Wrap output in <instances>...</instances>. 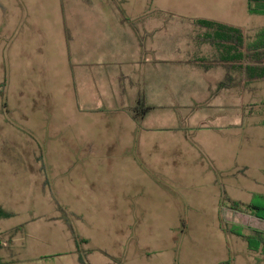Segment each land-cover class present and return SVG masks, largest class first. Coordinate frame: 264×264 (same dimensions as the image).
Masks as SVG:
<instances>
[{
  "label": "rangeland",
  "instance_id": "obj_1",
  "mask_svg": "<svg viewBox=\"0 0 264 264\" xmlns=\"http://www.w3.org/2000/svg\"><path fill=\"white\" fill-rule=\"evenodd\" d=\"M126 1L134 6L137 0ZM22 2L28 9L48 15L55 11L54 0ZM2 3L5 0H0V10L4 11L0 18V50H4L0 83L4 81L5 88L0 89V98L6 110L0 112V131L3 129L6 141L14 140V146L5 144V161L0 165L5 175L15 176V181L5 186L0 182V204L12 215L0 228L24 229L13 240L19 245L14 249L18 260L33 258L31 264H123L126 257L132 264H264L261 250H250L241 238L224 234L218 219L219 207H229L234 200L264 207V131L252 125L247 129L245 125L243 131L237 124L242 112L247 114L252 104L264 102L262 87L251 90L252 83L243 82L241 99L228 95L220 106L196 103L189 121L172 120V140L174 144L178 138L181 142L174 151L166 148L158 156L165 162H176L175 175L169 184L163 180L162 186H148L145 201H121L117 188L107 189L112 193L108 198L115 200L107 196L101 201L78 200L74 190L98 192L104 187L97 180L92 187V181L85 185L75 177L79 169L71 165L75 154L58 152L65 151L62 146L70 137L57 136L44 143V101L49 94L59 109L63 95L61 90L49 92L51 83L40 71L36 74L29 69L26 54L20 55L16 67L9 47L13 50L16 44L12 29L17 22L11 16L12 8ZM244 3L177 0L174 4L196 7L194 14L205 12L210 20L220 21V16L226 15L239 27L264 24V15L259 12L264 4H257L258 11L248 13ZM30 10L26 12L29 16L33 14ZM188 25L200 34L191 22ZM182 27L180 35H189ZM255 46L264 50V38ZM167 133L166 129L161 131L159 139L167 140ZM129 205L132 209L128 211ZM38 225L47 229H35ZM29 232L36 240L30 239ZM77 239L85 243L77 246ZM74 244L77 262L67 253Z\"/></svg>",
  "mask_w": 264,
  "mask_h": 264
},
{
  "label": "crops",
  "instance_id": "obj_2",
  "mask_svg": "<svg viewBox=\"0 0 264 264\" xmlns=\"http://www.w3.org/2000/svg\"><path fill=\"white\" fill-rule=\"evenodd\" d=\"M22 1L2 3L12 8L11 16L17 22L12 29L16 44L13 50L9 47L13 61L19 67L20 55L26 54L29 69L36 74L40 71L51 83L49 92L61 90L63 95L59 109L47 95L41 137L44 143L57 136L70 137L62 146L65 151L58 152L76 155L71 165L79 168L75 177L85 185L92 181L91 186L95 187L97 180L104 187L98 192L74 190L78 200H106L111 193L107 189L117 188L121 201H145L148 186L157 187L163 180L169 184L175 175L176 162H165L158 156L166 148L174 151L181 142L179 138L175 144L172 140L175 125L172 120L189 121L191 107L196 103L220 106V101H226L228 95L241 99L243 82L252 83L251 90L261 87L264 90V50L259 51L255 46L264 38V24L239 27L226 15L220 16L218 22L242 30L246 41L255 48L250 52V59L244 60V51L227 42L218 51L199 44L195 29L188 23L208 16L205 12L194 14L196 7L177 6L174 4L177 0H137L134 6L126 0H54L52 15L30 10ZM244 1L246 12L251 13L247 0ZM29 10L33 13L31 16L26 13ZM3 15L4 11L0 10V18ZM181 26L183 33L187 29L190 34L180 35ZM217 54L219 61L215 63L213 58ZM3 57L4 50H0L2 72ZM4 88L3 81L0 89ZM3 101L1 97V113L6 110ZM263 104H252L247 114L241 113L237 124L243 131L245 125L246 129L252 125L264 131ZM165 129L167 140H161V131ZM3 133L2 129V162L5 144L14 143V140L6 141ZM30 171L34 170L30 167ZM5 173L0 165V182L4 186L12 185L15 176ZM233 202L255 205L253 201ZM0 209L9 213L2 204ZM130 209L129 205L127 210ZM10 217L0 218V223ZM12 229L19 230L1 238L0 259L6 264H31L33 258L20 261L14 254L19 245L13 240L24 229L21 226L0 228V233ZM35 229L47 228L38 225ZM29 233L30 239L36 240V235ZM75 248L74 244L67 253L77 262ZM125 258L123 264H132Z\"/></svg>",
  "mask_w": 264,
  "mask_h": 264
},
{
  "label": "trees",
  "instance_id": "obj_3",
  "mask_svg": "<svg viewBox=\"0 0 264 264\" xmlns=\"http://www.w3.org/2000/svg\"><path fill=\"white\" fill-rule=\"evenodd\" d=\"M247 3L249 12H256L258 11L256 5L259 3L264 4V0H247ZM259 12L264 13V10H259ZM191 23L200 30V34H196L199 44L211 47L213 51H218L227 42L229 45L238 46L239 49L244 51V60L250 59L252 45L246 41V35L239 28L209 19H193ZM214 57L213 62H218V54L214 55ZM10 216L9 213L0 209V218H8ZM218 219L224 234L242 238L247 242L250 250H261L264 253V207L257 205L244 206L238 202H232L229 207H220ZM18 230L12 229L8 232L0 233V249L3 248L1 238L7 234L13 235ZM245 232L249 234H245ZM76 242L77 246L80 243H85L79 239ZM0 264L6 263L0 259Z\"/></svg>",
  "mask_w": 264,
  "mask_h": 264
}]
</instances>
